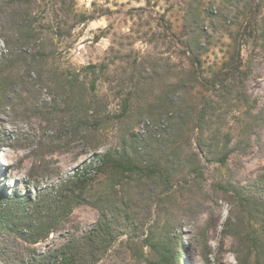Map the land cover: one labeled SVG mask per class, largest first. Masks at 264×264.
I'll list each match as a JSON object with an SVG mask.
<instances>
[{
	"label": "trees",
	"instance_id": "trees-1",
	"mask_svg": "<svg viewBox=\"0 0 264 264\" xmlns=\"http://www.w3.org/2000/svg\"><path fill=\"white\" fill-rule=\"evenodd\" d=\"M35 3L0 0V116L8 110L15 118L40 119L52 131L55 146L39 142L30 148L35 162L25 193H0V264H182L178 254L185 248L174 235L179 222L169 213L177 193L197 191L208 197L207 179L223 169L226 175L212 188L232 206L226 226L238 264H264V166L248 184L238 179L242 159L252 148L264 153V108L246 90L252 70L244 61V44L237 39L230 58L207 77L200 39L195 45L187 42L185 52L196 66L190 81L209 92L202 106L195 114H164L165 127L156 126L154 133L134 135L126 128L110 142V134L129 117L132 98L123 101L120 113L108 112L96 83L107 66L65 67L54 36L33 13ZM5 6L12 9L7 12L9 20ZM247 6L251 11L256 8L252 1ZM242 36L264 51V19L250 20ZM87 74L95 75V80L87 83ZM228 115L239 120L230 132L223 131L221 123ZM192 121L193 130L199 131L197 150L192 138L179 141V128ZM10 140L0 133V152L4 145L29 147L19 137L13 144ZM79 140L86 141L90 162L57 187L43 189L37 183L34 197L30 186L41 168L40 159L66 153ZM155 149L163 153L157 156ZM83 204L97 207L99 220L81 235L70 220L54 219L67 217ZM56 233L65 242L43 251L39 246Z\"/></svg>",
	"mask_w": 264,
	"mask_h": 264
},
{
	"label": "rangeland",
	"instance_id": "rangeland-1",
	"mask_svg": "<svg viewBox=\"0 0 264 264\" xmlns=\"http://www.w3.org/2000/svg\"><path fill=\"white\" fill-rule=\"evenodd\" d=\"M251 1L256 5L253 11L247 6ZM11 10L4 7L7 18ZM33 13L40 26L54 36L58 58L65 67L82 70L89 65L107 66L96 83L97 95L108 112L120 113L123 101L132 98L131 113L110 134V142L118 140L126 128L134 135H147L149 130L154 133L156 126L165 127L166 120H161L164 114H195L202 106L209 92L199 82L190 81L196 66L185 52L187 42L195 45L197 39L202 43L200 58L207 77L230 58L237 39L244 44V61L252 70L246 90L264 108V51L261 46L254 48V43L242 36L250 20L264 19V0H36ZM60 33L61 37L55 35ZM84 79L91 83L95 75L87 74ZM221 123L223 131L230 132L239 120L228 115ZM47 126L40 119L15 118L8 110L2 111L0 133L12 138L9 144L19 137L29 147L14 149L4 145L1 149L0 193L26 192L35 162L30 148L39 142L55 146ZM193 128V121L180 127L179 141L183 144L192 138L193 150H197L199 131ZM108 146L109 143L100 151L105 152ZM154 152L157 156L163 153L156 149ZM91 156L83 140L75 142L66 153L44 155L41 168L31 181L33 196L37 195V183L43 189L57 187L88 164ZM241 163L238 179L246 185L264 166V153L254 146ZM226 173L225 169L214 170L207 179L208 197L197 191L177 193L176 205L169 213L179 222L180 229L174 235L185 248L178 254L182 264H238L234 239L226 226L232 206L212 188L214 181ZM97 177L99 181L103 179ZM54 219L70 220L71 228H77L75 232L81 235L99 220V209L89 204L77 205L67 217ZM63 242L65 239L56 233L39 247L44 251Z\"/></svg>",
	"mask_w": 264,
	"mask_h": 264
},
{
	"label": "bare ground",
	"instance_id": "bare-ground-1",
	"mask_svg": "<svg viewBox=\"0 0 264 264\" xmlns=\"http://www.w3.org/2000/svg\"><path fill=\"white\" fill-rule=\"evenodd\" d=\"M2 161V160H1ZM4 163V162H3Z\"/></svg>",
	"mask_w": 264,
	"mask_h": 264
}]
</instances>
